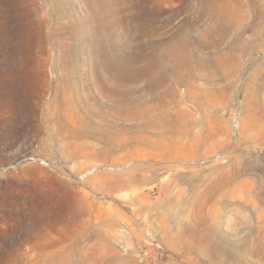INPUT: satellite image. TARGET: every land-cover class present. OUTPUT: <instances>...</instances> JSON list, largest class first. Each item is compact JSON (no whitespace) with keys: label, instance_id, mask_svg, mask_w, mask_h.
I'll return each mask as SVG.
<instances>
[{"label":"rangeland","instance_id":"1","mask_svg":"<svg viewBox=\"0 0 264 264\" xmlns=\"http://www.w3.org/2000/svg\"><path fill=\"white\" fill-rule=\"evenodd\" d=\"M249 1L241 29L206 0H0V264H264V0ZM186 42L157 118L144 54Z\"/></svg>","mask_w":264,"mask_h":264},{"label":"bare ground","instance_id":"2","mask_svg":"<svg viewBox=\"0 0 264 264\" xmlns=\"http://www.w3.org/2000/svg\"><path fill=\"white\" fill-rule=\"evenodd\" d=\"M118 2H119V0H118ZM249 2L251 4H254L255 0H250ZM116 3H117V1H116ZM206 3L208 5L210 11L216 13V15L219 16L218 18H220V19L218 22H216L217 25H225L226 27H235L236 26V27H239L241 29H245L248 24L255 23V19H251L247 23L245 22V20H248L249 17L244 12V7H243L244 3H245L244 0H206ZM253 9H254L255 14H259L261 12V10H259L257 7H253ZM262 15H263V19H264V13ZM104 18H105V15L103 14L101 16V18L98 20V22L99 23L103 22ZM240 36H241V34H238V38H240ZM99 46H101V44ZM174 46H175V44H174ZM161 47L162 48H160V50H157V51L154 50V51H151V52L144 54V58H146V62H147L146 72L149 75V91L151 94V97L149 98V103L147 105V109H148V111L152 112L153 116H156L157 118H160V115H162V114L159 115L158 113L162 107L164 108L165 102H166L165 99H167L166 96L168 97V94H169V91L166 88V74H165L166 73V71H165L166 67L164 65V60L166 59V57H170V59L176 61L182 55H185L188 58L193 56V54L191 53V51L189 49V42H186V44L183 47L178 46V47L172 48L169 53H166L164 46H161ZM96 48L98 50H100L99 47H96ZM168 54H169V56H168ZM125 75H127V74H125ZM130 78H126V80H129ZM131 80H132V78H131ZM97 85H99V84H97ZM113 88H114V86H113ZM115 91H117V90H115ZM132 104L133 103H132L131 99H127V101L124 102L125 110L130 114L132 112V110H131ZM121 109H122V107H121ZM161 113H163V112H161ZM72 115H74V116H72V119L74 121H73V123H71L69 125L68 131H70V133L76 134L78 136L86 135L88 133V130H87V126H86L85 117L83 116V114L73 113ZM153 124L154 125L156 124V122L154 120H153ZM160 126H159L158 130L160 129ZM156 127H157V124H156ZM163 129H164V127H163ZM152 134H153V132H152Z\"/></svg>","mask_w":264,"mask_h":264}]
</instances>
